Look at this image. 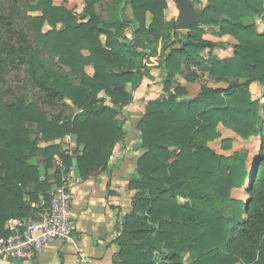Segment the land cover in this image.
<instances>
[{"label":"trees","instance_id":"trees-1","mask_svg":"<svg viewBox=\"0 0 264 264\" xmlns=\"http://www.w3.org/2000/svg\"><path fill=\"white\" fill-rule=\"evenodd\" d=\"M82 2L78 15L51 0H0V237L8 219L49 202L55 157L82 180L107 170L125 143L123 111L155 59L162 94L136 126L144 152L131 210L116 224L115 264H264V145L249 168L245 150L226 157L209 147L219 126L245 141L262 132L264 31L254 21L264 23V0H205L200 24L182 34L165 20L164 0ZM204 29L232 38V57L212 55L225 46ZM198 72L220 87L202 84L192 99L171 88L177 76L199 81ZM65 137L81 150L61 149ZM231 149L223 139L221 150ZM247 179L246 201L231 198Z\"/></svg>","mask_w":264,"mask_h":264},{"label":"crops","instance_id":"crops-1","mask_svg":"<svg viewBox=\"0 0 264 264\" xmlns=\"http://www.w3.org/2000/svg\"><path fill=\"white\" fill-rule=\"evenodd\" d=\"M147 21H149V17L147 18ZM205 38L213 41L218 40L211 35L208 37L205 35ZM222 39L223 41H229L231 43V38L229 36H224ZM229 48L232 50L231 47ZM214 50L227 53L226 51L229 49L225 46L224 49ZM232 54L233 52L229 56L220 57V59L230 58L232 57ZM159 72H161L160 69ZM150 75L152 76V79L144 78L141 81L140 86L133 93V101L131 105L124 109L126 119L123 126L125 132L124 146H118L115 149L105 172L87 180L81 179L73 186L75 200L71 207V214L75 218L77 230L72 239L67 242L57 241L50 244L46 247L42 255L35 260L28 262L0 261V264H115L118 248L116 245L112 244V241L115 239L118 234L117 232L119 231V227L116 226V224L120 223L124 215L128 214L131 210L133 192L129 190V183L135 176L137 159L144 152L143 150L135 148L139 143V134L136 130V126L143 115L145 108L143 105L144 103L140 105L138 102L144 99L142 98V95H144L145 89L151 86L152 82H156L155 79H157V76H155L153 72H150ZM160 75L163 77L162 72ZM179 84L181 85V82ZM182 87L185 88V86ZM149 88H151L149 90L154 91L153 87ZM159 96L160 94L155 97L152 96V98H150L151 100L147 99L145 105ZM101 97L105 98L104 96ZM107 100V104H109V99ZM260 101L262 102V94ZM128 124L129 127L128 130H126ZM220 129L239 139L238 136L222 126L218 127L219 131ZM70 138L73 137H65L59 140L58 144L60 145L61 142H65ZM227 138L231 139V136H228ZM227 138L221 137L219 140V149L222 153H217L214 150L216 154L227 157L237 151L232 152L230 155L224 154V152L228 153L232 151V149L230 151L221 150V141ZM72 150H81V148L77 146L76 141L72 142ZM252 161L247 165L248 168ZM58 171L59 168L55 162L53 168L46 172V179L54 186V188L57 186L55 184V173L57 174ZM50 172L52 174V179L48 174ZM247 186L248 179L241 189L246 190ZM237 191H239V189H237Z\"/></svg>","mask_w":264,"mask_h":264},{"label":"built area","instance_id":"built-area-1","mask_svg":"<svg viewBox=\"0 0 264 264\" xmlns=\"http://www.w3.org/2000/svg\"><path fill=\"white\" fill-rule=\"evenodd\" d=\"M72 156V147L65 150ZM59 168L60 185L50 193L49 202L41 197L38 203H31L35 211L27 218H11L4 224L7 236L0 237V261L28 262L39 258L47 246L60 241L67 242L76 233V221L71 214L75 200L73 186L81 178L76 166H63L55 157Z\"/></svg>","mask_w":264,"mask_h":264},{"label":"rangeland","instance_id":"rangeland-1","mask_svg":"<svg viewBox=\"0 0 264 264\" xmlns=\"http://www.w3.org/2000/svg\"><path fill=\"white\" fill-rule=\"evenodd\" d=\"M51 1L55 6H62L68 10L73 11L74 13H76L78 15L81 14L82 8L84 6L82 0H51ZM164 1L166 3V9L164 11L165 20L166 21L176 20L177 19V13H178V8H177L176 3L173 0H164ZM188 1L192 4V8L194 10H198V9L202 8V6L205 4V0H188ZM127 13H130V10H127ZM32 15H34V13ZM254 26H255V30L257 33H262L264 31V23L262 22V20L260 18L255 19ZM43 30L46 31V30H48V28L44 26ZM180 32H181L180 34H182L185 31H180ZM204 32L207 33L205 35L208 37V36H210L211 30L210 29H204ZM215 38L218 39L217 41L224 43L226 48L228 47L229 50L226 51L227 53H222L219 50H214V51H212V55H214L216 57L218 56L219 58L223 57V56H227V55L229 56L232 53V50H230L229 47H232L231 44H234L235 41L231 38V43H230L229 41L228 42L223 41L222 37L215 36ZM103 40L104 39L102 38V41ZM206 56H207V54H204L205 58H206ZM150 62H151V64L149 65L150 72H153L155 74V76H157V79H155L156 82H152L151 86H149V87H153L154 91L149 90V89H151L149 87L147 89H145V93H144V95H142V98H144V99H142L138 102V104H140V105L144 103L143 104L144 107L146 106L145 102L147 99L152 98V96L155 97L159 94L160 95L162 94V85H161V77L162 76L160 75L161 72H159V69L156 67L155 59H151ZM86 70H87L88 74H91L92 71L90 68H87ZM178 77L174 78V85L171 88L174 89V87L176 85L185 86V88L184 87L183 88L187 92V95L185 97L186 99L194 98V96L198 92H200V88H201L202 84H205L207 87H210V88L220 87V85L213 84L212 80L206 74H201L199 72H198V77H199L198 80L199 81H197L195 83L185 82L184 80H182L181 78H178ZM180 82H181V85L179 84ZM9 83H10V81H9ZM127 89L130 91L129 86L127 87ZM250 93H251V97L253 100H256V99L259 101L261 100L262 89L258 86V84H254L253 86H251ZM101 96H103V95H101ZM134 98H135V95H134ZM105 100H106V104H107L108 100L107 99H105ZM123 116L125 118V112L124 111H123ZM128 127H129V124L126 126V130H128ZM217 130H218V128H217ZM218 132L220 134V138L209 143V147L211 149L215 150L217 153L221 154L222 152H220V149H219V144H220L219 140L221 139V137L227 138L228 136H231V139L233 141L232 151L228 152V153L224 152V154L230 155L232 152H234L236 150L237 151L245 150L248 153L247 165H249L250 162L253 160V158L258 154L261 145L262 144L264 145V125L262 126V132L260 133L259 136L252 137L247 141L241 140L240 138L238 139V138L234 137L233 135H231L230 133H227L226 131H223L221 129H220V131L218 130ZM72 142H75L74 138H70V139H67V141H65V142H61L60 143L61 149L66 150L69 147H72ZM79 148H81V147H79ZM48 174L52 179L51 172ZM53 189H54V186H53ZM230 195L232 198L240 199L243 202L248 197L247 193L245 192L244 189H239V191H237V189L236 190L234 189L231 191Z\"/></svg>","mask_w":264,"mask_h":264},{"label":"water","instance_id":"water-1","mask_svg":"<svg viewBox=\"0 0 264 264\" xmlns=\"http://www.w3.org/2000/svg\"><path fill=\"white\" fill-rule=\"evenodd\" d=\"M178 7L177 25L178 31H187L193 25L200 24L202 15L195 11L188 0H176Z\"/></svg>","mask_w":264,"mask_h":264}]
</instances>
